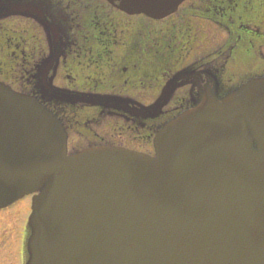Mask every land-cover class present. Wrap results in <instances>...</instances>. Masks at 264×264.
Masks as SVG:
<instances>
[{
  "label": "water",
  "instance_id": "1",
  "mask_svg": "<svg viewBox=\"0 0 264 264\" xmlns=\"http://www.w3.org/2000/svg\"><path fill=\"white\" fill-rule=\"evenodd\" d=\"M113 1L162 17L182 0ZM221 72L182 70L144 109L161 115L176 87L197 88L161 123L154 156L68 154L57 115L0 83V208L34 194L26 264H264V68L232 86Z\"/></svg>",
  "mask_w": 264,
  "mask_h": 264
},
{
  "label": "flooded vegetation",
  "instance_id": "2",
  "mask_svg": "<svg viewBox=\"0 0 264 264\" xmlns=\"http://www.w3.org/2000/svg\"><path fill=\"white\" fill-rule=\"evenodd\" d=\"M1 1L0 80L31 93L39 71L44 88L125 99L113 108L43 99L63 122L69 149L82 135L151 153L161 118H143L140 108L173 73L229 38L243 51L264 44V0H184L162 19L107 0ZM16 261L22 264L18 243Z\"/></svg>",
  "mask_w": 264,
  "mask_h": 264
},
{
  "label": "rangeland",
  "instance_id": "3",
  "mask_svg": "<svg viewBox=\"0 0 264 264\" xmlns=\"http://www.w3.org/2000/svg\"><path fill=\"white\" fill-rule=\"evenodd\" d=\"M29 209L30 200L25 197L12 208L0 211V264H16L21 218Z\"/></svg>",
  "mask_w": 264,
  "mask_h": 264
}]
</instances>
